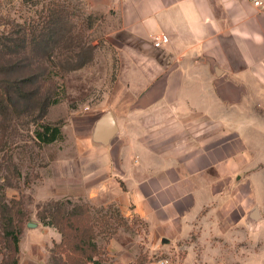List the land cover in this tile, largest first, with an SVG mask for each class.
Listing matches in <instances>:
<instances>
[{
    "label": "crops",
    "instance_id": "0c3cea01",
    "mask_svg": "<svg viewBox=\"0 0 264 264\" xmlns=\"http://www.w3.org/2000/svg\"><path fill=\"white\" fill-rule=\"evenodd\" d=\"M85 1L112 23L109 41L136 44L119 51L110 110L77 133L65 183L145 226L106 245L110 264L180 251L210 263L222 240H261L251 264L264 249V16L250 0ZM107 114L115 130L97 137Z\"/></svg>",
    "mask_w": 264,
    "mask_h": 264
},
{
    "label": "rangeland",
    "instance_id": "374dc122",
    "mask_svg": "<svg viewBox=\"0 0 264 264\" xmlns=\"http://www.w3.org/2000/svg\"><path fill=\"white\" fill-rule=\"evenodd\" d=\"M112 27L104 14L91 13L85 0H0V81L17 85L12 108L0 104V264H13L17 258L18 264H66L67 253L56 247L62 236L50 224V214L62 219L79 207L100 217L114 211L113 205L96 207L65 186L75 179L77 133H89L96 117L110 110L123 65L119 51L136 45L109 41ZM42 125L60 126L63 139L39 145L35 132ZM9 218L15 232L22 230L18 256L1 234ZM110 224L113 235H96L102 264L111 263L106 245L121 231L126 233L121 239L144 235L145 226L137 220L127 224L114 216ZM231 241L215 243L222 255L203 264H242L263 244L244 240L237 251ZM186 253L178 254L180 264ZM161 255L166 253L144 259L142 252L136 264H154ZM251 264H264V249Z\"/></svg>",
    "mask_w": 264,
    "mask_h": 264
},
{
    "label": "trees",
    "instance_id": "16d2710c",
    "mask_svg": "<svg viewBox=\"0 0 264 264\" xmlns=\"http://www.w3.org/2000/svg\"><path fill=\"white\" fill-rule=\"evenodd\" d=\"M25 41V38L21 40L22 45ZM12 94L17 95V85L15 82L12 80L0 81V104L7 102V110L12 108ZM35 137L39 145H49L63 139V134L60 126L42 125L36 130ZM113 207L114 211L111 212V216H93L90 209L86 207L74 209L71 213L64 214L62 219H58L55 213L50 214V224L55 226L62 236L61 243L56 247L67 253L66 264H102L103 253L96 242V235L100 233L113 235L115 233L109 231L111 229L110 218L114 216L127 224L129 223L122 216L119 209L114 205ZM13 228L14 222L12 218H9V225L4 228L1 234L4 239L10 240L13 243L14 254L18 256L22 230L15 232ZM69 228L73 229V231L70 232ZM97 229H99L98 234ZM13 264H18V258L14 260Z\"/></svg>",
    "mask_w": 264,
    "mask_h": 264
},
{
    "label": "built area",
    "instance_id": "2783aa9c",
    "mask_svg": "<svg viewBox=\"0 0 264 264\" xmlns=\"http://www.w3.org/2000/svg\"><path fill=\"white\" fill-rule=\"evenodd\" d=\"M252 5L264 16V0H250ZM156 41H161L163 43H168L169 39L166 35L161 37H156ZM89 108H87L88 110ZM154 264H180V259L178 255L166 254L165 256H159ZM216 264H227L225 262H218Z\"/></svg>",
    "mask_w": 264,
    "mask_h": 264
},
{
    "label": "water",
    "instance_id": "95a60500",
    "mask_svg": "<svg viewBox=\"0 0 264 264\" xmlns=\"http://www.w3.org/2000/svg\"><path fill=\"white\" fill-rule=\"evenodd\" d=\"M114 130H115V125H114V122L112 120V116H111V114H107L105 117H103L99 121V123L97 125L96 135H97V137H108V136H111L113 134ZM29 226L34 228L35 224L30 223Z\"/></svg>",
    "mask_w": 264,
    "mask_h": 264
}]
</instances>
